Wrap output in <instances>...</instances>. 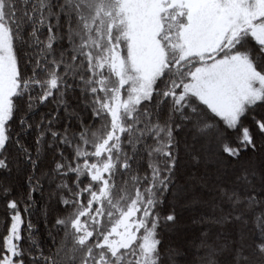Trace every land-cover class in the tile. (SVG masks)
Listing matches in <instances>:
<instances>
[{
    "label": "snow or ice",
    "instance_id": "6c2138e0",
    "mask_svg": "<svg viewBox=\"0 0 264 264\" xmlns=\"http://www.w3.org/2000/svg\"><path fill=\"white\" fill-rule=\"evenodd\" d=\"M0 264H264V0H0Z\"/></svg>",
    "mask_w": 264,
    "mask_h": 264
}]
</instances>
